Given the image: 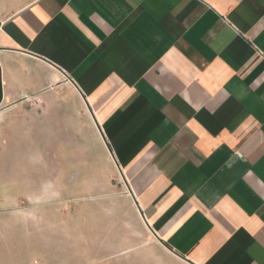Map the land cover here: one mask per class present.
I'll use <instances>...</instances> for the list:
<instances>
[{
	"label": "crops",
	"instance_id": "1",
	"mask_svg": "<svg viewBox=\"0 0 264 264\" xmlns=\"http://www.w3.org/2000/svg\"><path fill=\"white\" fill-rule=\"evenodd\" d=\"M56 95L98 133L94 190L126 182L92 254L264 264V0H0V110Z\"/></svg>",
	"mask_w": 264,
	"mask_h": 264
},
{
	"label": "rangeland",
	"instance_id": "2",
	"mask_svg": "<svg viewBox=\"0 0 264 264\" xmlns=\"http://www.w3.org/2000/svg\"><path fill=\"white\" fill-rule=\"evenodd\" d=\"M54 106L61 112L42 110ZM75 106L74 96L56 95L0 110V169L16 171L24 179L23 191L4 209L0 223V264L114 263V257L92 254L97 200L122 196L126 182L116 175L109 181L115 193L94 190L103 183L96 160L90 158L98 152V133L90 120L68 122L59 117ZM139 239L143 247L144 237ZM138 251L116 257V264H152L145 249Z\"/></svg>",
	"mask_w": 264,
	"mask_h": 264
}]
</instances>
